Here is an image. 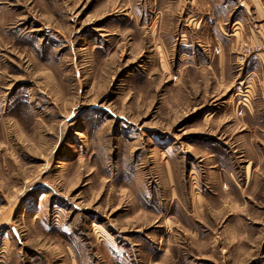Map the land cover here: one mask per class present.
Here are the masks:
<instances>
[{
  "label": "rangeland",
  "instance_id": "374dc122",
  "mask_svg": "<svg viewBox=\"0 0 264 264\" xmlns=\"http://www.w3.org/2000/svg\"><path fill=\"white\" fill-rule=\"evenodd\" d=\"M224 1L0 0V264H264Z\"/></svg>",
  "mask_w": 264,
  "mask_h": 264
},
{
  "label": "crops",
  "instance_id": "0c3cea01",
  "mask_svg": "<svg viewBox=\"0 0 264 264\" xmlns=\"http://www.w3.org/2000/svg\"><path fill=\"white\" fill-rule=\"evenodd\" d=\"M262 5L258 0L224 1V41L230 42L231 46L234 44L239 45L240 41H243L246 38L245 35L249 32L251 35V38H248L249 42L257 45L264 43V14L262 13ZM229 7L232 8L230 11ZM238 9H240V12ZM261 14H263V17L260 16ZM250 19L253 21L252 24H249ZM191 20L194 21L193 17ZM230 50L232 49L224 48V57L226 55L230 57L233 54ZM229 62L228 58L224 64L226 65ZM238 71L240 74L237 75L236 82L233 84L238 87L244 85L246 89L254 86L255 92H252L255 94L253 107L247 117L253 119L254 124L258 125L253 128L254 135L264 137V48L259 50L252 59L248 60L243 68L239 67ZM254 76L256 79L252 83ZM257 142L261 143V146H264V138L263 140L257 138V140L252 142L253 148H261Z\"/></svg>",
  "mask_w": 264,
  "mask_h": 264
},
{
  "label": "built area",
  "instance_id": "2783aa9c",
  "mask_svg": "<svg viewBox=\"0 0 264 264\" xmlns=\"http://www.w3.org/2000/svg\"><path fill=\"white\" fill-rule=\"evenodd\" d=\"M248 54L250 55V52H249ZM249 55H248V56H249ZM245 58H246V56H245ZM243 59H244V57H243ZM243 59H242V61H243Z\"/></svg>",
  "mask_w": 264,
  "mask_h": 264
}]
</instances>
